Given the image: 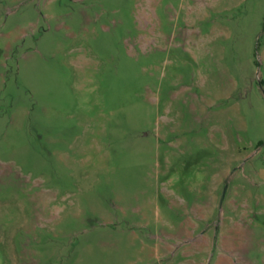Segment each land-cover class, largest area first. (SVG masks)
<instances>
[{
	"label": "rangeland",
	"instance_id": "obj_1",
	"mask_svg": "<svg viewBox=\"0 0 264 264\" xmlns=\"http://www.w3.org/2000/svg\"><path fill=\"white\" fill-rule=\"evenodd\" d=\"M0 264H264V0H0Z\"/></svg>",
	"mask_w": 264,
	"mask_h": 264
}]
</instances>
